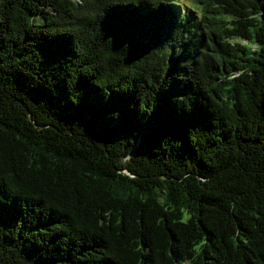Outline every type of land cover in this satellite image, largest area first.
Returning <instances> with one entry per match:
<instances>
[{"label": "trees", "instance_id": "trees-1", "mask_svg": "<svg viewBox=\"0 0 264 264\" xmlns=\"http://www.w3.org/2000/svg\"><path fill=\"white\" fill-rule=\"evenodd\" d=\"M0 264H264V0H0Z\"/></svg>", "mask_w": 264, "mask_h": 264}, {"label": "rangeland", "instance_id": "rangeland-1", "mask_svg": "<svg viewBox=\"0 0 264 264\" xmlns=\"http://www.w3.org/2000/svg\"><path fill=\"white\" fill-rule=\"evenodd\" d=\"M185 2H189V0H184Z\"/></svg>", "mask_w": 264, "mask_h": 264}]
</instances>
